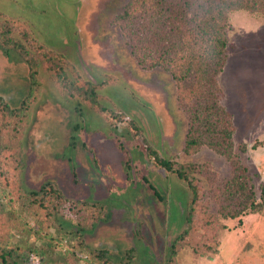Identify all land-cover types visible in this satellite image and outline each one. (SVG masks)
Listing matches in <instances>:
<instances>
[{
    "label": "rangeland",
    "instance_id": "1",
    "mask_svg": "<svg viewBox=\"0 0 264 264\" xmlns=\"http://www.w3.org/2000/svg\"><path fill=\"white\" fill-rule=\"evenodd\" d=\"M162 1L164 9H181L182 0ZM131 2L0 0V96L17 109L27 99L30 66L11 44L35 39L73 65L71 76L74 73L91 81L106 108L96 112L84 91L80 93L83 104L78 106L79 101L69 98L53 75L41 72L22 131L24 153L6 161L0 172V240L9 237L11 246L26 248L36 240L31 233L37 229L43 239L34 245L43 250L32 257V264H63L66 249H75L76 264H89L83 258L93 256L90 250L103 249L113 260L132 249V264H264V209L236 218L219 211L217 196L229 199L228 188L236 185L229 184L233 166L228 157L207 145L186 148L191 106L198 99L194 85L186 81L179 87L169 72L152 65L164 46L151 35L158 29H170V18L151 11L159 0H144L125 15ZM226 35L227 59L218 76L220 104L233 121L232 152L248 170L246 182L254 188V198L262 202L264 13L231 12ZM127 120L142 128L147 144L134 135ZM3 122L1 126L7 128ZM14 131L15 125L3 135L13 137ZM147 146L160 159L176 166L197 165L200 170L195 177L208 202L199 203L197 227L179 243L182 247L177 255L171 249L187 227L191 193L187 184L148 154ZM48 182L75 202L107 205L106 219L83 236L90 250L77 249L76 236L64 237L75 230L73 223L83 212L61 214L52 220L53 225L24 210L17 198L21 192L38 190ZM217 188L227 193L215 192ZM237 199L227 200L226 208L234 209ZM212 240L217 241L216 249L210 248ZM204 242L203 248L210 250L202 256L197 249Z\"/></svg>",
    "mask_w": 264,
    "mask_h": 264
},
{
    "label": "trees",
    "instance_id": "2",
    "mask_svg": "<svg viewBox=\"0 0 264 264\" xmlns=\"http://www.w3.org/2000/svg\"><path fill=\"white\" fill-rule=\"evenodd\" d=\"M143 2L144 0H134V2H131L128 5L125 15H128L129 10L133 9L135 4H141ZM180 3L181 9L179 11L164 9L163 1L161 2V0H159V4H153L151 7V11L156 12L160 17L170 18L169 20L171 22L168 24H172L170 29H158L151 35L152 39L161 40L164 46L156 52L157 56L152 65H159L165 71L169 72L179 87L180 84L186 81H191L194 85L193 88L195 90L193 91L198 96V99H196L195 105L191 106L193 114L190 118L186 148L207 145L218 153L228 157V160L233 166L229 184L231 186L236 185L228 188V197L230 199L232 197L237 198L238 196V201L235 202L234 209L230 208L229 205L226 208L225 204H227V200L229 199L225 200L219 194L217 196L220 205L219 211L229 218H236L243 213L255 214L261 212L264 209V199L262 202H259L254 198V188L246 182V179H248V170L244 165L242 166L239 163V157L233 154L231 149L234 125L231 115L220 104L221 92L218 76L223 71L227 59L226 50L228 39L226 32L229 26V14L239 10L249 11L251 13H264V0H182ZM178 8L174 9L177 10ZM0 33L2 34L1 27ZM191 35L192 40H189ZM11 45L30 66V88L27 99L21 102L18 109L12 108L0 96V121H5L7 128H14L15 125L14 132L16 133L13 137H4L3 131L7 128L1 126L4 123L3 121L0 122V172L3 171V165L6 161L10 159L14 161L15 156L20 155L21 157L24 153L23 147L20 145L21 141H23L22 131L26 125V118L31 109V103L36 94L35 91L39 87V77L42 71L50 73L51 76L53 75L56 84L59 85L62 91L69 98L79 101L78 106L83 104L80 99V93L84 91V95H86L92 108L97 110L96 112L100 110L105 112L106 109L99 102L95 86L92 85L93 83L91 81L85 80L74 73L72 76L70 75V71L74 72V67L63 55H58L53 51L47 50L42 43L37 42L35 39H25L22 42L19 41ZM189 45H193V48ZM181 58L183 61L180 64L179 59L181 60ZM39 59L45 61L46 64H41ZM113 114V116H117L115 113ZM14 122H17L18 126ZM127 123L129 129L134 132V135L138 139L142 137V128L134 120H127ZM142 141L144 144H147L146 137H142ZM147 147L148 154L153 155L157 159V163L167 172L172 173L181 182L187 184L191 193V200L186 214L187 227L176 237L171 249V254L177 255V251L182 247V245L179 246V243H183L182 241L194 226L197 227L194 221L199 213V203L208 202L203 196L204 191L202 190L200 181L195 177L196 172L200 170H197L199 168L197 165L176 166L170 160L158 158L157 151L150 146ZM1 174H4V172ZM7 179H9V176H7ZM10 179L12 178L10 177ZM239 179H242V181ZM216 190L222 194L223 192L227 193L226 189L222 190V188H217L215 192ZM17 198L22 200L24 210L30 212L42 223L44 220H49L50 222L52 220L57 221L61 214L67 217L73 210L80 211V215L83 212L82 216L75 214L78 217L80 216V220L78 219L76 223H73L75 230H71L64 235L65 238L76 236L78 241H76L75 247L77 249L90 250L84 243V234L96 222H101L106 219V215L104 214L106 204L89 201L75 202L65 197L58 186L51 182L41 185L38 190L24 189ZM226 209H228L227 213ZM31 235H34L36 240H33L26 248L21 247V245L11 246L9 237L6 240H0V264H32V257L34 255H40L43 250L35 246L34 243L43 238L37 229H33ZM210 243V248L216 249L217 241L212 240ZM200 244L197 252L202 256L207 255L210 249L206 250L204 249L205 247L203 248L205 242ZM74 250L66 249L62 253L64 257L62 259L63 264H76L73 260L75 258ZM90 252H92L93 256H83L84 261L89 259V264H132L135 260V251L132 249L128 250L126 255L119 260H113L106 249L90 250ZM70 253L73 254L72 257H70ZM39 264L44 263L41 261Z\"/></svg>",
    "mask_w": 264,
    "mask_h": 264
}]
</instances>
